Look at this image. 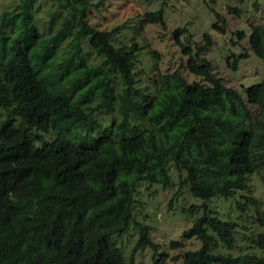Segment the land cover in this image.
<instances>
[{
    "label": "trees",
    "instance_id": "obj_1",
    "mask_svg": "<svg viewBox=\"0 0 264 264\" xmlns=\"http://www.w3.org/2000/svg\"><path fill=\"white\" fill-rule=\"evenodd\" d=\"M110 7L15 0L0 10V264H137L140 247L158 249L136 220L139 184L172 187L174 170L177 193L203 200L186 210L195 218L182 239L201 246L182 264H264V204L253 180L264 185V78L245 92L226 84L202 54L212 34L194 49L181 39L188 26L174 30L175 69H161L154 47L147 65L139 39L114 40L131 17L101 25ZM147 23L166 26L164 9L145 11ZM249 41L264 60V25L252 26ZM216 196L234 199L243 218L220 216L208 204ZM131 224L140 236L127 253L121 238ZM168 258L158 252L155 264Z\"/></svg>",
    "mask_w": 264,
    "mask_h": 264
},
{
    "label": "rangeland",
    "instance_id": "obj_2",
    "mask_svg": "<svg viewBox=\"0 0 264 264\" xmlns=\"http://www.w3.org/2000/svg\"><path fill=\"white\" fill-rule=\"evenodd\" d=\"M111 14L103 9L101 25L104 28L112 29L117 24H123L128 17L131 22L125 24L122 29L125 35H115V42L122 44L133 39H139L146 46L144 53L145 63L151 61L150 48L154 47L161 51L160 67L164 71L173 70L180 64L181 49L175 41L174 30L178 27L188 26V31L181 35L186 44L196 49L198 43L203 40V33L212 34L214 43L203 51V55L212 62L213 73L220 76L224 82L245 92L251 85L260 82L264 78V60L258 57L250 44L249 35L252 26L264 25V0H110ZM15 0H0V10L14 4ZM48 3V2H46ZM50 3V2H49ZM210 3V4H209ZM238 9L232 11L229 7ZM122 9H119V8ZM163 8L166 26L162 23L142 24V15L145 11ZM215 10L221 15L219 20ZM106 16L108 18L106 19ZM219 21L224 31L215 28ZM237 30H244L245 35L240 38ZM190 37L189 41L186 35ZM126 35L128 37H126ZM246 53V57H239L237 66L234 67L235 56ZM142 78L147 79L148 75L137 66ZM174 170V169H173ZM174 185L169 188L161 187L158 183L141 182L136 194V220L140 224H147L151 227L150 238L157 244L158 249L151 245H144L136 252L137 264H155L158 252L166 250L169 258L166 264H182L184 252L188 249H195L201 246L198 238L192 237L182 239V233L192 225L195 215L186 212L193 204L202 203L201 198L191 194L188 188L178 192L180 178L178 172H173ZM255 194L264 204V185L254 177ZM234 199L213 197L209 206L219 212L220 216L243 218V215L236 210ZM246 217V216H245ZM132 225V224H131ZM140 236V229L135 224L130 231L122 236V245L127 253L133 248ZM173 239L183 240V247H171ZM222 250L234 251L223 243ZM158 251V252H157ZM174 256H178L177 259Z\"/></svg>",
    "mask_w": 264,
    "mask_h": 264
}]
</instances>
